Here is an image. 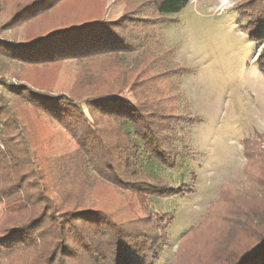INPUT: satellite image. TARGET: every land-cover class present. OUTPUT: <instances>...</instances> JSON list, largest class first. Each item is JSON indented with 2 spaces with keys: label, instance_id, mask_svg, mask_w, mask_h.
I'll return each mask as SVG.
<instances>
[{
  "label": "rangeland",
  "instance_id": "1",
  "mask_svg": "<svg viewBox=\"0 0 264 264\" xmlns=\"http://www.w3.org/2000/svg\"><path fill=\"white\" fill-rule=\"evenodd\" d=\"M101 1L108 18L133 10L126 29H120L128 50L112 59L32 66L53 78L51 93L77 100L87 123L109 146L107 155L121 157L115 163L119 172L144 188L118 187L94 171L98 155L92 159L59 118L10 90L24 80L37 85L45 73L0 54V105L8 110L0 119L7 118L0 123V232L22 217L43 213L35 203L48 198L51 213L110 209L136 231L150 234L157 242L152 264H228L232 254L254 245L256 229L264 230V77L258 68L264 42L249 39L246 22L234 8L244 0H190L162 22L152 0ZM89 10L79 0L53 15L63 19ZM10 13L0 14V39L20 41L24 26L1 29ZM107 90L108 99L124 98L153 112L166 164L150 147H141L132 161L135 172L129 173L123 153L113 148L127 142L116 120L84 105ZM151 183L168 184L176 193L153 195ZM88 239L105 245L97 236ZM12 252L0 264H29L41 249ZM66 260L105 264L81 249Z\"/></svg>",
  "mask_w": 264,
  "mask_h": 264
},
{
  "label": "trees",
  "instance_id": "2",
  "mask_svg": "<svg viewBox=\"0 0 264 264\" xmlns=\"http://www.w3.org/2000/svg\"><path fill=\"white\" fill-rule=\"evenodd\" d=\"M78 1L19 0L13 4L7 0H0V14L6 11L10 13V8L12 9L1 29L24 26L20 41L0 39V54L21 61L25 65L24 68L38 69L46 75L45 80L37 85L24 80L26 84L11 85L10 90L22 101L36 105L53 118H59L58 123L77 136L81 149L91 154L92 159L93 154L98 155L100 161L92 160L97 161L94 171H100L108 181L118 187L128 185L130 189L139 190L137 186L143 189L139 182L125 178V174L119 172L115 163H118L121 157L107 155L109 146L87 123L83 109L76 104L77 100L63 93L50 92L52 87H49L51 86L49 79L53 78L47 77L44 69L47 66L59 65L67 59L81 60L99 56L112 59L116 53L128 50L130 46L120 29H126L133 10L112 19L107 17L106 7L101 0H83L90 8L83 15L75 11L63 19L54 17L55 12L66 10V7L69 8ZM189 1L152 0L151 4L155 14L160 17L158 22H162L170 21L167 14L178 12ZM243 3L245 4L236 5L234 8L246 22L245 30L249 39L257 43L264 42V0H244ZM142 19L147 21L148 17L142 16ZM134 21L132 20L130 25L134 24ZM130 28L133 29V26ZM147 34L150 41L152 38L153 42L157 41L152 32ZM32 65H44V68H35ZM258 68L264 77V47L259 54ZM111 95V91L107 90L106 93L93 96L84 105L88 111L97 110L116 120L121 136H125L127 142H118L113 148L116 154L119 153L121 156L123 153L122 159L126 168L130 169L129 173L135 172L133 162L137 158L136 151L141 147L145 150L146 146L150 147L166 164L168 154L160 146V143L162 145L165 143L161 141L163 138L156 134L159 126L157 121L151 118L153 112H147L140 104L124 98L108 99L107 97ZM7 112V108L0 105V119ZM6 119L0 120L1 125ZM101 160L104 161L103 164ZM148 187L156 196H173L176 193L168 184L151 183ZM47 201L48 198H43L34 202L43 206L42 209H45L43 213L36 212L34 215L22 217L17 223L5 227L0 232V259L20 248L40 246V255L29 264H66V259L70 255L75 257L80 249L89 252L98 260L105 261V264H152L151 253L157 242L150 234L136 231L130 222L112 210L82 207L54 214L47 208ZM91 236L101 239L105 247L88 243ZM228 264H264V230L256 229L254 245L243 252L240 250L232 254Z\"/></svg>",
  "mask_w": 264,
  "mask_h": 264
}]
</instances>
